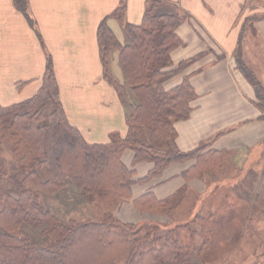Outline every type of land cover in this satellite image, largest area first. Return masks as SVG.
<instances>
[{"label":"trees","instance_id":"trees-1","mask_svg":"<svg viewBox=\"0 0 264 264\" xmlns=\"http://www.w3.org/2000/svg\"><path fill=\"white\" fill-rule=\"evenodd\" d=\"M12 3L28 19L27 1ZM159 4L149 1L141 23L134 26L125 22L126 4L120 1L109 18L122 25L127 45L119 43L106 20L96 31L102 78L125 108V137L112 133L108 144L84 141L66 119L49 58L35 95L0 109V145L17 156L21 176L7 177L0 159V179L6 177L16 187L0 208V264H193L191 248L156 224H122L112 214L99 222L67 219L64 223L40 200V195L53 197L72 186L89 203L118 206L132 200L140 213L169 216L172 197L159 201L147 192L133 199L134 185L148 184L171 164L194 159L195 165L182 174L190 181L201 176L204 166L214 169L222 161V152L206 151L207 147L181 152L175 146L174 124L190 117L196 94L188 77L171 90L164 88V82L201 56L181 62L175 71L169 69L171 53L183 45L176 33L183 20L177 14L157 15ZM263 19L264 15L252 21ZM111 51L118 53L121 82L112 73ZM233 58L254 92L255 106L264 114V88L243 61L240 45ZM126 150L133 154L129 168L121 159ZM142 163L151 169L134 180L135 167ZM32 231L48 243L33 244Z\"/></svg>","mask_w":264,"mask_h":264},{"label":"crops","instance_id":"crops-1","mask_svg":"<svg viewBox=\"0 0 264 264\" xmlns=\"http://www.w3.org/2000/svg\"><path fill=\"white\" fill-rule=\"evenodd\" d=\"M26 1L28 19L12 0H0V109L35 95L49 58L67 121L84 141L108 144L112 133L125 137V108L102 78L96 40L97 28L106 20L119 43H129L120 25L109 18L121 0ZM149 1L125 0V22L139 25ZM158 1L157 14H177L183 20L176 33L184 45L171 53L170 70L175 71L181 61L201 56L164 82V88L171 90L188 77L196 94L190 117L175 125L178 150L222 151L230 155L228 164L247 176V183L264 184V114L255 106L254 92L233 58L240 45L243 61L264 88V31L258 48L252 50L240 42L247 21L264 15V0ZM110 62L115 79L121 82L117 52H110ZM117 68L119 76L114 72ZM132 157L130 150L122 155L128 168ZM194 165V159L171 164L161 177L134 185L133 199L152 192L163 201L185 186L200 193V180L186 183L182 177ZM150 169L148 163L137 165L134 180L145 177ZM119 207L125 208L122 224L167 222L166 216L138 212L132 200Z\"/></svg>","mask_w":264,"mask_h":264},{"label":"rangeland","instance_id":"rangeland-1","mask_svg":"<svg viewBox=\"0 0 264 264\" xmlns=\"http://www.w3.org/2000/svg\"><path fill=\"white\" fill-rule=\"evenodd\" d=\"M247 22L244 38L240 42L244 47L249 44L253 50L262 42L260 36L264 31V22ZM124 35L128 38L125 31ZM171 63L173 67V62ZM118 69L114 71L116 76H119ZM174 143L176 146V139ZM222 155V161L214 169L204 166L201 176L190 180L202 182L197 185L201 187L200 193L185 186L172 196L173 209L166 216L167 219L163 218L167 222L161 225L157 222L151 224L157 223L160 230L171 231L179 243L191 248L193 264H264V184L247 183V176L239 175L237 169L228 164L230 155ZM0 159L7 177L21 178L17 168V156L3 144L0 145ZM183 179L184 182H189L185 177ZM15 191V185L6 177L0 179V208L3 199L7 195H14ZM40 200L60 222L65 223L67 219H74L76 222H99L103 221L106 214H112L117 218L116 221L125 223V208H120L119 205H102L97 200L89 203L79 197L72 186L53 197L40 195ZM29 235L31 242L37 246L48 243V240L35 231Z\"/></svg>","mask_w":264,"mask_h":264}]
</instances>
